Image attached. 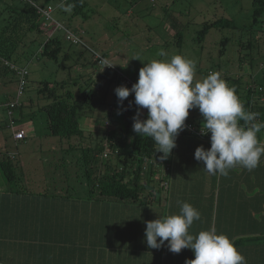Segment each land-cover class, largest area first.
Wrapping results in <instances>:
<instances>
[{
    "label": "rangeland",
    "instance_id": "obj_1",
    "mask_svg": "<svg viewBox=\"0 0 264 264\" xmlns=\"http://www.w3.org/2000/svg\"><path fill=\"white\" fill-rule=\"evenodd\" d=\"M60 1H47L53 7L51 17L67 30L75 31L80 40L78 44H70L66 33L57 29L53 20L44 18V30L27 33L19 45L17 55L20 58L0 59V65L6 66L7 62L27 70L24 88L18 97L16 74L9 68L0 74V157L15 154L16 158L11 161L18 171V186L49 189L52 181L60 178L81 186L87 179L85 166L79 160L78 141L83 139L88 146L94 147L109 129L118 127L120 117L117 107L113 106L115 82L128 78L136 83L144 63L183 55L195 61L196 80L219 72L229 86H235L240 100L244 98L246 83L251 84L253 78L258 81L264 69V44L258 37L264 30V20L252 24V0H84L85 15L75 14L69 21L66 18L70 10L64 15L58 11ZM35 2L43 7L46 0ZM4 7L0 2V24L7 16ZM222 18L232 20L233 25H211L201 33L205 24ZM53 34L60 37L63 45L55 59L39 51L46 37ZM161 50L167 56H159ZM65 52L67 55L63 57ZM97 55L103 58L102 62L98 63ZM97 71L101 73L96 76ZM45 81L49 86L65 81L58 90L68 89L78 100L85 95L87 87L95 90L90 102L78 109L82 137L43 134L42 129L47 126L42 106L47 99L38 89ZM16 100L19 104L13 110L12 125H24L31 119L35 128L26 140L21 139L29 143L25 148L12 140V125H9L5 110L9 102ZM145 112L146 109H141L140 119H146ZM136 113L134 110L129 124L128 141L134 133ZM187 118L204 124L198 108L190 109ZM45 139L53 141L57 152L61 147L66 149L58 154L52 151L54 156L49 158L48 151L41 152L39 147V142ZM24 149L25 154L22 153ZM59 155L62 156L57 158ZM103 159L114 161L115 155ZM75 162L77 166L73 165ZM6 183L0 169V187ZM240 242L243 241L237 243ZM255 264L261 263L256 260Z\"/></svg>",
    "mask_w": 264,
    "mask_h": 264
},
{
    "label": "crops",
    "instance_id": "obj_2",
    "mask_svg": "<svg viewBox=\"0 0 264 264\" xmlns=\"http://www.w3.org/2000/svg\"><path fill=\"white\" fill-rule=\"evenodd\" d=\"M100 73L97 71L95 75ZM186 120L204 127L199 120ZM18 130L24 132L26 140L28 134L35 132L31 119L24 125H13L10 130L12 140L25 148L28 142L14 139L13 133ZM42 131L49 136L47 128ZM258 139L264 143V130ZM52 142L50 139L39 142L41 152L48 151L49 158L54 156L53 152L58 154L66 149L61 147L57 152ZM82 142L78 141V146L88 147L85 140ZM176 145L168 158L163 159L168 165L166 190L157 189L159 176H162L161 165H152L155 171L149 182L145 180V197L137 201L104 198L98 194L88 196L92 190L86 182L77 186V182L69 184L61 178L53 180L49 189L31 188L26 193L13 190L7 193L8 190L3 192L5 187H0V223L8 222L19 234L30 228L29 234L41 238L50 253L46 257L39 256L36 264H186L195 259L193 250L185 248L173 253L167 241L161 248L152 249L145 237L146 221L178 214L177 202L182 201L201 213V219L194 221L189 229L191 234L195 236L202 230L215 228L217 234H225L234 242L247 264H255L256 260L264 264V240L261 250L256 251L255 246L243 238L264 237V156L253 171L237 166L228 176L210 175L203 170V161L194 158L198 146L203 145L206 150L211 147L209 138L179 132ZM111 162L112 166L118 163ZM45 191L50 193L42 194Z\"/></svg>",
    "mask_w": 264,
    "mask_h": 264
},
{
    "label": "clouds",
    "instance_id": "obj_3",
    "mask_svg": "<svg viewBox=\"0 0 264 264\" xmlns=\"http://www.w3.org/2000/svg\"><path fill=\"white\" fill-rule=\"evenodd\" d=\"M158 55L165 57L167 53L161 50ZM195 76V61L183 55L153 59L144 63L131 88L121 85L115 93L121 105L134 93L138 108L133 131L150 137L156 152L163 154L161 159L168 158L177 146L176 139L186 126L189 110L198 108L206 129L203 133H211V147L206 150L203 145L198 146L194 153L197 161H203V170L219 176H228L237 166L253 171L264 156V143L257 136L264 129V122L256 120L259 113L245 109L235 86H229L219 72H211L202 80ZM141 109H147L146 119H140ZM177 203L178 214L145 222L149 248L159 249L165 241L173 253L189 248L195 259L186 264H247L234 242L225 234H217L215 228L191 234L189 229L201 219V213L188 202Z\"/></svg>",
    "mask_w": 264,
    "mask_h": 264
},
{
    "label": "trees",
    "instance_id": "obj_4",
    "mask_svg": "<svg viewBox=\"0 0 264 264\" xmlns=\"http://www.w3.org/2000/svg\"><path fill=\"white\" fill-rule=\"evenodd\" d=\"M47 1L49 0H46L43 7L49 5ZM0 2L5 6L3 10L7 11V16L4 17V22L0 24V59L10 60L11 57L18 59L20 58L17 55L18 47L23 43L27 33L33 31L41 32L44 30V24L46 21L44 18L47 17L38 10L43 7L39 6L35 0H0ZM251 5L252 24L262 22V20H264V0H252ZM85 6L86 3L84 0H61L58 4V11L61 15H64L66 10H69L70 8V15L66 18L67 21H69V19L75 14H82V16H84L85 14L83 15V11ZM49 20L51 21L52 19ZM211 25L217 27L233 25V21L223 18L213 20L203 26L201 33L204 34L207 26ZM60 26L61 27H58L56 25V28L66 32L67 27L62 26L61 24ZM67 31H71L78 37L75 31L69 29ZM258 37L261 38L264 44V30ZM79 41L78 37L77 43L70 42V44L76 45ZM250 45L251 43L248 41L247 46L250 47ZM62 46L59 36L55 34L48 35L40 45L39 51L42 55L55 59L59 55ZM66 55L67 52L63 54V57ZM99 57L102 59L101 56L97 55V59ZM10 64L14 65L12 63ZM14 66L16 68H25L16 65ZM8 68L15 72L13 68H10L9 64L6 66L3 64L0 65V74L7 72ZM253 79L251 80V84H248V82L246 83V86L244 87V98L241 102L246 110L259 113L256 118L258 122H264V105L258 104L257 100L254 99L251 94L253 86L254 89L259 86L264 87V69H262L258 81H254ZM64 83L65 81H61V83L58 81L57 85L52 84L49 86L48 82L45 81L38 89V91L47 99V102L42 106L46 115L47 133L49 135L60 137H82L83 130L78 122V109L81 105L90 102L95 90L87 87L84 89L85 95L78 100L79 98H76L72 91L68 89L58 90L57 87L59 85L60 87H63L62 85H64ZM121 85H123V82L116 80L113 95V106L117 107V112L120 117L118 127L115 129H109L104 134V144L101 143L103 141L102 139L100 142H97L94 147H83L82 145H79L82 146H78V149L81 150L79 153V160H81L82 163L83 160L85 161L87 179L85 182L88 189L90 191L92 190L88 196L98 194L104 198L137 201L140 200L141 197H145L144 194L147 192L145 180L149 182L150 176L155 171V169L152 168V165L143 168L146 158L163 161V159L160 158L163 154L156 152L155 142L150 137H141L134 132L131 140H127L129 124L133 112L134 110L137 111L138 106L134 102V93H131L129 97L123 101L122 105L119 103L115 89ZM145 118H147V109L145 112ZM181 133L187 134L185 132ZM260 133L257 134L258 138L260 137ZM210 136L211 133L206 134V138L210 139ZM80 140L81 142L83 141V139ZM103 153H106V156H103ZM111 154L115 155L114 161L119 164L116 163L112 166L111 160L103 159L108 158ZM14 155L15 154H10V156L4 155L0 157V169L7 182L6 185L3 186L5 187L3 192L8 190V193L13 190L18 193H26V191L31 188H28V186H25L24 184L21 186L17 185L19 184L17 183L19 175L11 161L12 158L15 157ZM76 160L78 159L76 158ZM102 165L104 166L103 170H101ZM163 182H165V184ZM167 187L168 180L166 176L164 178L159 176L157 189L166 190ZM29 192L32 193L33 191ZM45 193L49 194L50 192H42V194ZM149 200L152 199L149 197ZM0 226L2 227L0 229V264H36L39 256L43 255L46 257L49 255L50 250L48 251L47 245L41 241V238L29 234L30 228H27L24 233L20 232L19 234V230L11 229V227H9L11 225L8 222L0 223ZM243 238L249 240V244L255 246L256 251H260V248L263 247V244L261 245L263 239L261 238L264 237H253V235H251ZM54 252L56 251L54 250ZM70 255L71 254H69V256Z\"/></svg>",
    "mask_w": 264,
    "mask_h": 264
},
{
    "label": "built area",
    "instance_id": "obj_5",
    "mask_svg": "<svg viewBox=\"0 0 264 264\" xmlns=\"http://www.w3.org/2000/svg\"><path fill=\"white\" fill-rule=\"evenodd\" d=\"M38 10L41 11L47 18L52 19L50 14H51V11L53 10V7L51 5H47L46 7H43V8L38 9ZM52 20L55 22V24L58 27H61L60 24L57 23L54 19H52ZM65 33L67 35V39L70 42H72V43L78 42V37L74 33H72L71 31H67V30ZM100 59H101L100 57L97 59L98 63L103 61V58L101 60ZM6 64L8 65L9 63L6 62ZM9 66H10V68L14 69V71H15L14 73L16 74L17 79H18L17 80V82H18L17 97H18V95H20L22 93V90H23V87L25 84V80H26L25 76L27 74V70L25 68H16L14 65H11V64H9ZM121 80L123 82V85L127 86V87H131L134 84V82L128 78H123ZM249 86H251V85H249ZM252 88H253V90H252L251 94H252L253 98L257 100L258 104L264 105V87L259 86L256 89H254V86H253ZM257 92H259V93H257ZM18 104H19V102H18V100H16V101L9 102L5 107L6 114H7L8 119H9V125L13 124V118H12L13 110ZM185 125H186L185 128L183 130H181L180 133L185 132L187 134H191V135H194V136L199 137V138H206V134L203 133V131H206L205 127H200V126L196 125L195 123H193L189 120L185 121ZM13 136L15 139H23L25 137L24 132L22 130L14 131ZM103 156H106V153H103ZM149 165H153V166H155V165L160 166L161 165V166H163L161 178L165 177V174H166L165 170L168 169V165L164 164L162 160L146 158L143 168H147ZM163 183L165 184V182H163Z\"/></svg>",
    "mask_w": 264,
    "mask_h": 264
}]
</instances>
